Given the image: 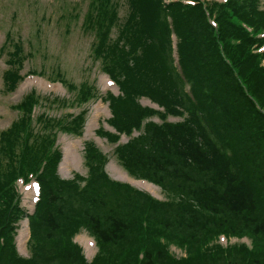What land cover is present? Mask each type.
I'll list each match as a JSON object with an SVG mask.
<instances>
[{"label": "trees", "instance_id": "trees-1", "mask_svg": "<svg viewBox=\"0 0 264 264\" xmlns=\"http://www.w3.org/2000/svg\"><path fill=\"white\" fill-rule=\"evenodd\" d=\"M259 9L260 0L215 2L207 10L180 0H90L83 27L94 32L93 57L120 93L104 99L82 84L73 104L46 98L81 109L62 118H35L43 100L35 91L14 107L18 120L0 134V264H264V55L252 49L263 40L241 25L260 32ZM208 12H216L218 27ZM6 46L4 84L14 91L27 55L19 40L1 53ZM75 89L69 84V93ZM100 98L110 104L115 132L101 126L97 136L116 146L129 176L159 187L166 200L113 180L108 155L94 141L85 143L87 175L60 176L58 133L82 136L88 106ZM30 174L42 197L31 218L33 252L24 258L15 246L23 211L14 185ZM82 230L98 242L91 263L74 242ZM222 235L247 237L253 249L225 248L216 242ZM171 243L188 256L176 257Z\"/></svg>", "mask_w": 264, "mask_h": 264}, {"label": "rangeland", "instance_id": "rangeland-1", "mask_svg": "<svg viewBox=\"0 0 264 264\" xmlns=\"http://www.w3.org/2000/svg\"><path fill=\"white\" fill-rule=\"evenodd\" d=\"M89 3L90 0H0V50L9 41L7 39L9 34H11L12 39L21 41L28 58L22 74H27L34 70L36 75L30 76L26 80L35 79L43 84L36 83L22 92L21 87L24 82L16 91H8L3 78L6 69L9 68L6 65L9 60L8 48L6 46L2 49L3 53H0V134L9 129L12 123L19 118V113L14 107L32 90H36L42 97L49 98L50 102H53L56 97H65L63 99H66L69 104L75 103V97L82 84L94 86L97 94L104 98L108 92L118 95L116 86H114L115 88L108 87L105 89L103 78L106 75L101 70L100 61H96L93 57L94 32H87L83 27V19L89 9ZM74 9H76L75 12H73ZM125 10L126 6L120 8V16L125 14ZM259 10H264V0H260ZM112 35H117L116 27L113 29ZM257 44L260 47L262 46L261 43ZM11 50L12 47L9 48V51ZM59 78L65 80L66 83L76 85V89L71 95H68L66 89L58 82L51 84L48 81L49 79L61 80ZM52 86H58V88L54 89ZM41 103L42 107L39 108L38 113L44 112L51 117L62 118L67 113L79 112L75 105L63 107V105L55 102L54 104H49L46 101H41ZM142 104L153 105L147 99H142ZM97 107H100L101 111L98 113V118L95 119V129L88 138H86L85 134L89 123H87L85 133L82 136L60 135L58 138V145L63 152L66 140L71 139L79 142L78 150L80 155L78 156V162L69 169H66L61 164L60 175L65 179L73 178L75 173L86 176L87 169L83 160L84 143L90 141H94L100 150L108 155L109 161L106 170L112 179L118 181L117 178H119L120 173H126L114 154L116 146L109 144L105 139L96 135L100 125L111 129L107 124L111 117L110 104L102 101L95 104L89 113L88 122L94 118L93 115ZM170 120L175 122L180 119L170 118ZM36 129L40 130L41 126H37ZM129 178L131 177L129 176ZM131 180L135 181L133 178ZM19 190L20 197L18 200L20 199L22 206L29 208V199L26 202L21 188ZM152 195L159 200L168 198L156 186ZM20 230L18 226V234L14 235L16 247L18 253L22 257L27 258L30 254L32 255L33 251L31 250L30 253L27 245L23 248L19 245ZM82 235L85 238L89 236L85 231L82 232ZM216 242L225 248L230 245L242 244V242L251 244L245 239L242 241L220 239V242L218 240ZM172 245V243L169 244L168 249L175 252L177 257L185 258L188 256L185 248L178 247V250L175 247L172 248ZM82 246L85 248L84 243H82Z\"/></svg>", "mask_w": 264, "mask_h": 264}, {"label": "bare ground", "instance_id": "bare-ground-1", "mask_svg": "<svg viewBox=\"0 0 264 264\" xmlns=\"http://www.w3.org/2000/svg\"><path fill=\"white\" fill-rule=\"evenodd\" d=\"M32 84H33V80H27L23 84L22 90H25L26 88L32 86ZM103 84H104L105 89H107L108 87L115 88L108 77L103 78ZM99 111H101V108L97 107L93 115L94 118L89 122L87 126V130L85 134L86 138H88L90 134L93 132V130L95 129V122H96L95 119L98 118ZM78 145H79V142L75 140H71V139L66 140L65 147H64V160L62 163L63 167H65L66 169H69L72 165H75L78 162V156L80 155L79 150H78ZM117 179L122 182H129L133 184L134 186H137L151 193H153L155 190V187L151 184H148L147 182L132 181L126 173H120V176ZM30 196H31L30 194H25V197L27 199ZM27 238H28V227H27V224H25L20 230V235H19V244L21 248L25 247ZM88 254L91 255V252H89Z\"/></svg>", "mask_w": 264, "mask_h": 264}]
</instances>
